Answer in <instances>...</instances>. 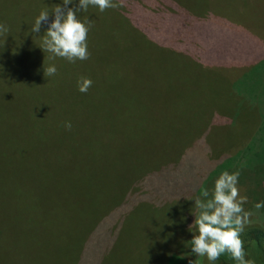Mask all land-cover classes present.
I'll return each instance as SVG.
<instances>
[{
    "label": "rangeland",
    "instance_id": "obj_1",
    "mask_svg": "<svg viewBox=\"0 0 264 264\" xmlns=\"http://www.w3.org/2000/svg\"><path fill=\"white\" fill-rule=\"evenodd\" d=\"M13 1L27 3L37 12L38 0ZM178 1L172 15L148 17L152 44L125 45L134 51L128 64L124 59L123 65H115L123 50L120 35L110 36L108 43L103 36H90L87 51L97 84H91L86 96L68 98L72 86L68 80L60 83V93L67 99L56 98L59 114L73 127L81 125L85 132L97 114L117 112L108 122L109 132L135 134L133 143H140V181L135 184L129 183L133 171L119 176L121 166H116L126 163L127 146L120 148L115 164L110 163L111 152L105 154L108 178L94 210L102 211L123 186L126 200L117 197L123 203L101 219L81 264H168L169 260L189 264L196 259L205 264L206 257L198 258L188 243L193 232L198 235L196 226L189 231L196 218L192 211L195 198H203L202 190L212 198L215 181L224 171H239L240 195L248 197L245 211L253 202L264 201V0ZM183 52L203 54L202 67L185 61ZM64 70L54 77L55 84L65 79ZM119 84L123 96L106 91ZM49 150L48 146L29 149L23 169L44 171L48 156L58 162L55 157L62 155L61 150L50 154ZM58 166L64 178L75 180L71 168ZM18 188L15 182L9 187ZM11 199L6 198L2 209L10 214ZM60 209L65 215L63 226L56 228L57 245H64V253L70 255L77 247L84 213L77 205L71 212ZM44 230H39L41 236ZM47 230L46 235L55 231ZM24 233L21 229L14 234L13 242ZM18 244L21 253H27L29 242Z\"/></svg>",
    "mask_w": 264,
    "mask_h": 264
},
{
    "label": "trees",
    "instance_id": "obj_2",
    "mask_svg": "<svg viewBox=\"0 0 264 264\" xmlns=\"http://www.w3.org/2000/svg\"><path fill=\"white\" fill-rule=\"evenodd\" d=\"M175 1L181 2L123 0L122 6L108 8L103 12L98 6L90 5L87 11L78 12L77 17L82 22L86 18L92 22L87 42L90 36H103L104 42L108 43L111 41L110 36L120 35V46L123 50L121 59L115 65H123L124 59L128 64L132 54L134 55V51L129 52L125 45L139 47L140 44H152L154 37L149 32L148 17L152 20V17H157L154 14L172 15ZM113 2L119 4L120 0ZM37 4V12L33 13L27 3L0 0V23L8 28L7 33L0 35V202L3 204H0V264H81L91 234L100 228L101 219L107 212L115 210L123 203V199L116 201L117 197L122 196L126 200L123 186L115 191V197L110 202L104 203L102 211L94 210L99 208L100 200H97V197L103 190V182L106 183L108 178L104 171L107 163L105 154L110 151V163L115 164L116 162L112 161L119 160L120 148L127 146L128 150L123 154L126 163L116 165L121 166L119 176L121 172L126 174L125 171H133L129 183L138 182L140 143H133L137 139L135 134L123 133L120 136L118 131L109 132L108 122L111 119L113 121L117 112L103 113L101 116L97 114L92 123L88 120L85 132L81 130V125L73 127L71 124L70 129L65 126L70 121L59 114V104L56 100L58 96L67 99L60 93V83L68 80L72 86L68 98L86 96V93L79 91L77 81L80 77H86L97 84L94 68L90 63L92 57L89 53L88 59L70 63L65 58L53 57L51 53L44 52L39 46L55 18L51 13L57 4L63 6V0H38ZM78 5L79 0H73L68 7L74 8ZM42 10L49 12V21L42 23L39 33H33L31 28ZM150 24L152 25L151 21ZM183 54H186L185 61L202 67L203 54L195 57L190 53ZM135 57L137 58L136 54ZM51 65L56 66L57 73L45 76L44 67ZM65 67L66 70L61 76L65 79H59L55 84L53 79L58 78L54 77ZM107 67L109 68L108 64ZM120 86L121 84L119 87L113 85L106 91L114 97H121L123 94L118 91ZM47 146L50 147L49 154L53 150H61L58 154L62 152V155L55 157L58 162L50 161L53 157L48 156L44 171L32 172L23 169L29 149ZM52 162L71 168L75 180L64 178L60 167ZM24 178L30 182L26 184ZM14 182L19 187L15 191L9 189ZM7 197L13 199L11 214L2 210ZM257 203L260 202H253L251 205L249 212L252 213V219L250 224L244 227L241 239L246 253L249 254L247 258H254L256 264H264V207L256 209ZM76 205L84 213L79 220V230L82 231L79 232L76 249L69 255V252L64 253V245H57L60 236L56 228L62 225L65 215L60 207L68 208L71 212ZM103 211L105 213L94 218ZM4 217H8L9 222H3ZM73 217L74 215H71L69 221L72 225ZM55 222L58 225H55ZM8 224L14 228L6 229ZM21 229L25 232L24 237L20 236L13 242L14 234ZM40 229H46L42 231V236ZM47 229L55 231L46 235ZM4 237L5 240L1 241ZM21 240L29 242L27 253H21L19 250L18 243ZM167 263L171 264V261ZM205 264H236V261L230 253L225 252L215 262L206 259Z\"/></svg>",
    "mask_w": 264,
    "mask_h": 264
},
{
    "label": "clouds",
    "instance_id": "obj_3",
    "mask_svg": "<svg viewBox=\"0 0 264 264\" xmlns=\"http://www.w3.org/2000/svg\"><path fill=\"white\" fill-rule=\"evenodd\" d=\"M73 0H63V6L57 4L51 13L54 20L51 21L42 43L39 47L44 52L51 53L53 57H62L70 63L76 60H86L89 58L87 51V36L92 22L87 18L82 22L77 17L80 11H87L88 7L98 6L101 12L108 8L122 6L114 3L113 0H79L76 7H68ZM49 12L42 10L31 28V32L39 33L42 23L49 21ZM8 28L0 23V35L7 33ZM57 73L55 65L44 67L45 76H53ZM92 81L86 77H80L77 81L79 91L86 93L91 87ZM71 128V123L65 125ZM239 171L230 173L224 171L215 181L212 198L209 197L208 190H202V197L195 198V221L189 226L192 231L196 226L198 235L194 233L193 238L188 241L191 251L198 258L206 257L207 261L215 262L222 254L228 252L236 264H256L254 258L249 256L244 249V242L241 233L245 225L250 223L251 212L245 211L243 205L248 202L247 196H241L238 188ZM256 209L264 207V201L255 205ZM189 264H199L198 259L189 260Z\"/></svg>",
    "mask_w": 264,
    "mask_h": 264
}]
</instances>
